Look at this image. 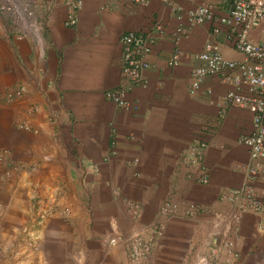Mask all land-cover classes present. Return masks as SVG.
Segmentation results:
<instances>
[{
	"label": "crops",
	"instance_id": "crops-1",
	"mask_svg": "<svg viewBox=\"0 0 264 264\" xmlns=\"http://www.w3.org/2000/svg\"><path fill=\"white\" fill-rule=\"evenodd\" d=\"M15 1L27 5L26 14L0 10V264H128V242L150 236L166 201L177 209L152 241L149 264H192L213 223L230 211L221 197L242 182L248 153L239 138L251 130L247 110L220 107L228 85L218 79L187 92L208 25L188 26L158 0H82L68 28L65 0ZM170 1L184 11L228 10V0ZM126 33L154 38L147 85L127 94L130 110L104 97L120 82ZM216 44L226 59L240 58L222 36ZM175 47L180 58L169 67ZM199 143L205 184L190 156ZM123 200L139 206L137 220ZM185 203L197 207L193 217ZM236 228L232 255L221 263L264 264L261 217L245 213ZM116 237L132 238L107 244Z\"/></svg>",
	"mask_w": 264,
	"mask_h": 264
},
{
	"label": "built area",
	"instance_id": "built-area-1",
	"mask_svg": "<svg viewBox=\"0 0 264 264\" xmlns=\"http://www.w3.org/2000/svg\"><path fill=\"white\" fill-rule=\"evenodd\" d=\"M133 4L145 6L148 0H130ZM173 14L183 16L188 26L208 25V40L202 50L193 54L192 60L199 63L189 72L187 92L194 94L199 91L202 81L206 78H216L228 85V89L219 99L221 108L236 107L247 110L251 114V130L239 138V143L247 149L248 160L243 167L241 184L229 189L221 199L226 202L230 211L217 219L212 229L208 231L203 242L195 253L192 264H222L224 257L232 255L235 239L238 235L236 225L245 213L257 214L261 217L264 228V0H228V10L218 14L211 4L199 5L188 10H182L170 0H158ZM0 3L1 11H8L20 17L26 14V4L15 0ZM66 16L64 27H75L82 0H65ZM29 13H27L28 15ZM30 30V27H27ZM155 32L162 33V27L156 25ZM179 28L172 33L171 40L176 46ZM222 36L225 44L240 58L226 59L222 56L216 39ZM119 43L121 46L120 82L118 86L104 93V97L117 108L130 110L132 107L126 100L127 94L133 89L145 88L147 85L144 72L149 68L148 57L154 38L152 35L123 34ZM180 52L175 47L166 61L167 66H176ZM209 93V91H207ZM20 91L8 95L9 99L19 96ZM29 130L24 125L20 127ZM204 143H199L190 150V156L199 172L197 178L200 184H205L202 159ZM127 214L134 220L140 216V208L128 200L122 201ZM185 214L193 217L197 207L192 203L183 204ZM177 204L166 201L159 207L163 220H157L147 227L150 236L131 238H111L107 244L113 246L119 242L130 245L127 251L128 264H149L152 251V241L162 236L165 220L174 216ZM0 206V216H1ZM229 254L228 256H226Z\"/></svg>",
	"mask_w": 264,
	"mask_h": 264
},
{
	"label": "rangeland",
	"instance_id": "rangeland-1",
	"mask_svg": "<svg viewBox=\"0 0 264 264\" xmlns=\"http://www.w3.org/2000/svg\"><path fill=\"white\" fill-rule=\"evenodd\" d=\"M24 125H25V124H23L22 126H24ZM26 126H28V125H26ZM9 173H10V169H6L4 174H5V176H6V175L8 176Z\"/></svg>",
	"mask_w": 264,
	"mask_h": 264
}]
</instances>
